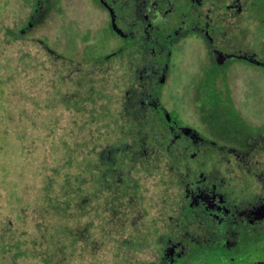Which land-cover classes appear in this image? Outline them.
<instances>
[{"label":"flooded vegetation","instance_id":"1","mask_svg":"<svg viewBox=\"0 0 264 264\" xmlns=\"http://www.w3.org/2000/svg\"><path fill=\"white\" fill-rule=\"evenodd\" d=\"M22 2L19 36L53 14L58 37L65 0ZM86 2L101 20L92 47L108 51L83 47L68 58L74 99L65 108L78 112L103 98L85 88L108 85L88 74L108 65L114 111L95 128L94 159L69 190V207L79 205L87 219L83 229L94 219L102 240L119 242L123 253L143 251L145 264H264V121L247 122L237 98L264 97V0ZM45 41L36 44L54 70L63 55ZM101 107L92 113H106ZM24 236L0 234V264L38 257L40 236L30 245Z\"/></svg>","mask_w":264,"mask_h":264},{"label":"rangeland","instance_id":"2","mask_svg":"<svg viewBox=\"0 0 264 264\" xmlns=\"http://www.w3.org/2000/svg\"><path fill=\"white\" fill-rule=\"evenodd\" d=\"M22 1L0 0V90L6 96L0 100V234L23 233L28 245L33 234L40 236L35 248L38 257L19 258L18 264H145L149 255L143 251L123 253L119 242L102 240L94 219H89L88 232L83 229L87 219L81 216L79 205L68 204L70 188L81 184L85 163L94 159L95 128L109 121L106 109L113 110L107 101L112 79L108 65L88 70L89 79L102 76L108 85L96 82L94 90L85 88L104 97L96 104L84 103L78 112L65 108L74 99L66 78L75 74V68L69 66L68 58L77 60L83 47L98 56L108 51L103 46L92 47V29L100 17H94L86 0H65L64 27L58 37H53L58 23L53 14L22 37L18 29L28 12ZM4 29L14 35L7 36ZM44 36L55 54L63 55L62 60L56 59L54 70L49 55L36 44ZM54 78L60 87L52 90L49 82ZM21 85L25 105L14 90ZM117 92H122L120 86ZM237 98L240 115L247 122L264 121V97ZM102 105L106 113H92ZM71 233L76 241L70 245ZM80 237L85 239L79 241Z\"/></svg>","mask_w":264,"mask_h":264},{"label":"trees","instance_id":"3","mask_svg":"<svg viewBox=\"0 0 264 264\" xmlns=\"http://www.w3.org/2000/svg\"><path fill=\"white\" fill-rule=\"evenodd\" d=\"M4 33L5 34H7V36H12L13 35V32L12 31H9L8 29H4ZM21 79H23V78H21ZM23 81V80H22ZM24 83V82H23ZM24 85V84H23ZM23 85H21V86H17V89L15 88L14 90H15V93H16V90H17V94L16 95H19L18 96V98H19V100L20 101H23V103H24V105H25V102H24V99L21 97V87H23ZM3 89H1L0 90V100L2 99V96H4V97H6L5 95H3L2 93H3ZM22 108H24V106L22 107Z\"/></svg>","mask_w":264,"mask_h":264}]
</instances>
